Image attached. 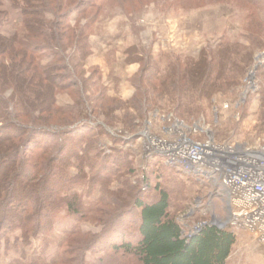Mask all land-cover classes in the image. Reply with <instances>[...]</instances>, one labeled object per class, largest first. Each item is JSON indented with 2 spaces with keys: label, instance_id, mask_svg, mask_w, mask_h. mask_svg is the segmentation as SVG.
<instances>
[{
  "label": "rangeland",
  "instance_id": "obj_1",
  "mask_svg": "<svg viewBox=\"0 0 264 264\" xmlns=\"http://www.w3.org/2000/svg\"><path fill=\"white\" fill-rule=\"evenodd\" d=\"M19 1L23 4V0ZM90 1L91 7L82 5L81 13H74L70 19L75 32L85 27L89 43L88 52L76 60L80 79L69 80L70 75L64 74L69 72L63 67L57 68L58 73L42 74L36 64L44 67L56 60V57L46 55L41 60L34 59L31 69L24 73L26 79L20 77L18 87L27 81L20 86L21 91L13 87L11 81L1 90L14 102L20 95L29 96L31 102L37 97L42 106L40 122L44 124L65 115L78 114L84 107V99L90 103L92 122L109 125L111 136L97 128L92 132L94 137L100 138L99 148L84 152L87 155L83 162L87 171L83 179L86 183L75 186L70 193L81 195L83 207L92 206L101 194L103 196L102 181L97 178H108L109 192L105 195L109 196L111 203L99 204L98 211H92L84 218L63 209L58 214L55 228L48 234L37 235L30 244H24L22 239L17 241L20 231L13 233L9 242H0V264H7L15 258L41 264L63 262L68 256L69 231L76 226L96 236L102 233L114 235V230H122V225L129 219L122 217L126 210L121 212L120 220H112L114 230L112 228L111 233L108 228L111 216L102 219L101 209H109L108 205L112 206L110 210L132 207L133 198L129 193L137 191L141 196L142 189L147 186L144 182L147 176L152 177L153 185L158 182L153 173L156 169L154 163H159L157 166L160 167L170 164L161 154H152L148 150L147 134L165 135L163 129L172 121H184L187 130L201 124L220 142L238 143L252 149L264 145V5L252 0ZM23 18L18 4L12 0H0V34L6 37L18 34ZM72 43L77 45V39ZM20 48L19 54L24 51ZM203 50L212 58L213 76L218 78L214 92H183L185 82L179 81L177 85L172 74L166 78V66L169 61L180 58L184 69L187 63L184 59L199 58ZM68 52H73V48ZM151 58L159 60L163 72L152 70L147 63ZM28 59L23 61L22 56H15L12 68H16L19 61L25 63ZM9 77L13 78V73ZM66 78L68 81H63ZM2 116L0 113V118ZM81 122L72 124L76 134L65 137L68 139L66 144L55 153L53 166L59 171L50 176L49 186L65 174L59 161H62L63 151L71 149L80 140L78 133L86 126ZM112 133L117 135L116 138ZM191 136L201 139L197 135ZM61 139L64 137L56 139L60 146ZM119 149L127 158L122 167L116 168L113 164L118 156L115 154H120ZM105 153L114 155L103 160ZM78 165L76 162L69 168L72 176L79 174ZM102 166L106 167L103 169ZM97 168L101 174L96 175ZM163 172L159 180L170 190L174 198L173 208L177 213L179 211V219L187 232L204 222H211L215 212L222 216L226 214L224 201L218 195L219 188L211 182H203L186 171L187 174L182 176L174 175L170 169ZM89 181L98 182L92 192ZM52 192L35 188L30 198L39 197L42 203H46L49 200L47 195ZM225 227L237 235L229 264H264V242L255 233L231 225ZM103 256L104 251L89 253L87 259L94 263ZM112 257L110 264L123 259L120 255Z\"/></svg>",
  "mask_w": 264,
  "mask_h": 264
},
{
  "label": "trees",
  "instance_id": "obj_2",
  "mask_svg": "<svg viewBox=\"0 0 264 264\" xmlns=\"http://www.w3.org/2000/svg\"><path fill=\"white\" fill-rule=\"evenodd\" d=\"M12 1L19 5L24 18L18 34L13 37L0 34V113L3 115L0 118L2 124V128L0 126V242L3 240L9 242L10 236L20 231L21 238L19 237L17 241L22 239L24 244H30L37 235L48 234L55 228L58 214L63 209L77 215L80 214L81 218H84L90 212L98 211L99 204L111 203L109 196L105 195L109 192L108 178H97L102 181L103 196L101 194L98 201L92 206L83 207L81 195L77 192L70 193L75 189V186L86 183L83 180L87 176L86 165H84V156L87 155H84V152L99 148L100 138L94 137L92 132L96 128L110 136L111 132L107 127L109 125L92 122L93 118L90 115L93 110L85 99L84 107L78 114L67 116L65 115L67 112H62L66 117L63 116L58 120L44 124L40 122L42 106L40 107L39 99L36 96L35 99L33 98V102L29 101L31 99L26 95H24L25 97L23 95L16 97V102L4 96L1 89H5L10 81L13 87H18L20 77L26 79L23 77L24 73L28 68L31 69L34 59L41 60L46 55L54 56L56 60L55 63L44 67H40L37 63L36 66L39 67L42 74L58 73L57 68L63 67L69 72L64 73L67 76L70 75L69 80L77 77L80 79L76 60L79 61L81 57L83 58L89 50L85 27L75 32L70 19L74 13H81L82 5L91 7L90 0H23V4L19 0ZM252 1L264 5V0ZM27 37L42 42H30ZM76 39L77 45H73L72 42L76 43ZM19 48L21 51L24 50L21 54H19ZM71 48H73V52L70 53L68 50ZM15 56H22L23 61L28 57L30 59L25 63L18 60L19 62L15 66L17 69H13ZM250 59L249 57V61ZM184 60L187 61L184 69L180 65L182 62L180 58L173 59L172 62L169 61L166 66V78L169 75L171 77L172 74L177 85L179 81L185 82L186 90L183 92H214L213 88L218 78L213 76L211 69L213 61L211 62L212 58L205 50L199 58ZM147 63L150 64L152 70L163 72L159 66V60L154 61L151 58V62ZM11 73H13V78L9 77ZM30 78L32 79L33 76ZM65 80L68 81L67 78L63 79V81ZM23 83H27V81H23ZM81 85L83 84L81 83ZM88 117L91 121H88ZM78 121H82L81 124L86 126L79 131L80 140L77 144H74L71 149L63 151L65 153L59 163L61 171H64L65 174L49 186L50 176L56 175L59 171L56 166H53L55 153L59 152L66 144L65 140H68L66 138L76 134L73 132L75 128L72 124ZM116 136L113 134L112 137L116 138ZM61 137L64 139H61L60 146L56 139ZM39 142H43V144L40 145ZM118 152L120 154H115L118 156L114 159L115 164H113L116 168L122 167L124 159L127 158L120 149ZM113 155L105 153L102 159L109 160ZM76 162L77 165L79 164L80 172L78 175L72 176L69 168ZM154 164L156 169L153 173L156 174L158 182L153 185L152 177L147 176L144 180L147 186L142 189L141 196L136 193L137 191L134 194L129 193V197L133 198L131 200L132 207L116 209L117 211L114 207L115 211L112 209L114 212L110 210L111 205H108L109 209H101L102 219L111 216L108 221L110 232L112 228L114 230L113 219L129 218L126 220L127 223L122 225V230H118V232L114 230V235L102 233L96 236L90 232H84L78 226L73 227L68 235V256L65 261L55 264H110L112 256L118 255L123 259L115 264H229L230 255L237 242L236 233L229 227L222 228L209 222L195 233L187 232L185 225L179 219V211L177 213L173 208L174 198L170 190L164 187L159 179L163 177V173H165L163 171L168 169L176 176L190 173L178 164H163L161 167L157 166L159 163ZM102 167L104 169L106 166ZM96 170V175L101 174L99 168ZM97 183L89 181L90 192L94 190ZM151 186H155L153 189L156 192H153ZM35 188L53 191L47 195L48 202L42 203L43 200L41 201L39 197L30 198ZM111 194L114 195L112 192ZM15 196L16 198H14ZM122 211L125 212L121 217ZM105 226L107 227L106 224ZM101 251L105 252V256L98 259L97 262L92 263L87 259L89 253L97 254ZM7 264L41 263L15 258Z\"/></svg>",
  "mask_w": 264,
  "mask_h": 264
},
{
  "label": "built area",
  "instance_id": "obj_3",
  "mask_svg": "<svg viewBox=\"0 0 264 264\" xmlns=\"http://www.w3.org/2000/svg\"><path fill=\"white\" fill-rule=\"evenodd\" d=\"M163 132L162 136L147 134L148 150L219 188L226 216L215 212L209 223L245 229L264 242V145L252 149L238 143L220 142L203 125L195 124L187 130L181 120L172 121ZM206 223L195 226L190 233L197 232Z\"/></svg>",
  "mask_w": 264,
  "mask_h": 264
},
{
  "label": "water",
  "instance_id": "obj_4",
  "mask_svg": "<svg viewBox=\"0 0 264 264\" xmlns=\"http://www.w3.org/2000/svg\"><path fill=\"white\" fill-rule=\"evenodd\" d=\"M212 224H213V222H212Z\"/></svg>",
  "mask_w": 264,
  "mask_h": 264
}]
</instances>
